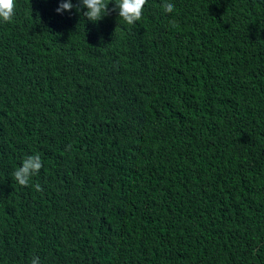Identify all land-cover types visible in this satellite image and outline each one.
Returning <instances> with one entry per match:
<instances>
[{
    "label": "trees",
    "instance_id": "1",
    "mask_svg": "<svg viewBox=\"0 0 264 264\" xmlns=\"http://www.w3.org/2000/svg\"><path fill=\"white\" fill-rule=\"evenodd\" d=\"M71 2L0 21V264H264V0Z\"/></svg>",
    "mask_w": 264,
    "mask_h": 264
},
{
    "label": "clouds",
    "instance_id": "2",
    "mask_svg": "<svg viewBox=\"0 0 264 264\" xmlns=\"http://www.w3.org/2000/svg\"><path fill=\"white\" fill-rule=\"evenodd\" d=\"M148 0H115V7L109 10V4L112 0H78L80 7L87 10L82 13L88 21L96 23L104 17L111 14V12H118V17L125 21L128 25H133L140 21L143 16L144 7ZM165 13H172L174 5L171 2H166L162 5ZM73 4L71 0H61L59 7L56 9L58 14L65 11H71ZM79 11V8L77 9ZM16 14V0H0V21L4 23H11ZM68 148L71 145L67 146ZM43 168V161L39 153L27 155L22 161V165L18 167L13 176L15 181L21 186H29L33 176L40 173ZM37 191H42L39 184L35 185ZM30 264H41L38 256H33Z\"/></svg>",
    "mask_w": 264,
    "mask_h": 264
}]
</instances>
